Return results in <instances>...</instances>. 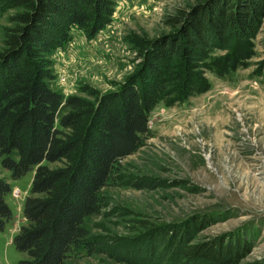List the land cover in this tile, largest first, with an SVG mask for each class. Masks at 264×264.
<instances>
[{"label": "rangeland", "instance_id": "rangeland-1", "mask_svg": "<svg viewBox=\"0 0 264 264\" xmlns=\"http://www.w3.org/2000/svg\"><path fill=\"white\" fill-rule=\"evenodd\" d=\"M111 1L110 21L95 36L73 26L46 54L48 85L62 96H87L85 86L116 90L145 59L141 40L178 29L172 17L179 9L220 0ZM11 12L0 10V26ZM206 50L208 88L173 103L157 100L141 146L121 160L99 213L85 219L97 251L67 264H219L181 256L186 244H204L226 263L264 264V16L251 37ZM31 176L12 179L0 167L12 212L0 232V264L25 256L11 236L25 223Z\"/></svg>", "mask_w": 264, "mask_h": 264}, {"label": "trees", "instance_id": "trees-1", "mask_svg": "<svg viewBox=\"0 0 264 264\" xmlns=\"http://www.w3.org/2000/svg\"><path fill=\"white\" fill-rule=\"evenodd\" d=\"M210 5L179 9L172 17L178 29L141 40L145 59L116 90L85 86L87 96L64 97L48 85L46 54L68 40L73 26L95 36L110 21L112 1L0 0V10L12 11L0 26V167L12 179L32 171L21 204L25 223L11 236L25 254L17 264H67L97 251L85 219L99 213L121 160L141 146L154 104L206 90V47L251 37L264 16V0ZM9 190L0 177V232L12 217ZM181 256L231 264L204 244H186Z\"/></svg>", "mask_w": 264, "mask_h": 264}]
</instances>
